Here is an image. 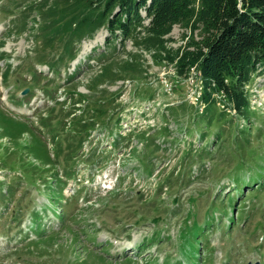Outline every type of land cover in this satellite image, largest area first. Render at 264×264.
I'll return each instance as SVG.
<instances>
[{
	"label": "rangeland",
	"instance_id": "1",
	"mask_svg": "<svg viewBox=\"0 0 264 264\" xmlns=\"http://www.w3.org/2000/svg\"><path fill=\"white\" fill-rule=\"evenodd\" d=\"M94 10L0 0V264H264V68L249 121L202 118L200 81Z\"/></svg>",
	"mask_w": 264,
	"mask_h": 264
},
{
	"label": "trees",
	"instance_id": "2",
	"mask_svg": "<svg viewBox=\"0 0 264 264\" xmlns=\"http://www.w3.org/2000/svg\"><path fill=\"white\" fill-rule=\"evenodd\" d=\"M81 3H89L95 12L82 16L80 29L107 20L113 40L133 39L135 45L152 52L155 62L173 66L181 79L195 70L203 86L200 102L204 107L197 111L202 118L219 101L250 120L247 87L264 68V0H78ZM176 25L190 33L184 34L185 44L173 48L168 46V35ZM131 59L126 61L127 69L143 73L139 58ZM106 72L118 77L113 67ZM104 74L102 71L101 76ZM2 154L1 150L0 158ZM51 161L49 158L44 164Z\"/></svg>",
	"mask_w": 264,
	"mask_h": 264
},
{
	"label": "built area",
	"instance_id": "3",
	"mask_svg": "<svg viewBox=\"0 0 264 264\" xmlns=\"http://www.w3.org/2000/svg\"><path fill=\"white\" fill-rule=\"evenodd\" d=\"M194 78H197L200 81V84H201V79L199 78V75H198V73L195 70L190 74V76L187 79H190V80H192V82H194ZM200 87H201V89H200L199 95L196 98L195 103L202 110L203 107H204V105H202V103L200 102L201 101L200 100V97L202 96V93H203V86H202V84L200 85Z\"/></svg>",
	"mask_w": 264,
	"mask_h": 264
},
{
	"label": "water",
	"instance_id": "4",
	"mask_svg": "<svg viewBox=\"0 0 264 264\" xmlns=\"http://www.w3.org/2000/svg\"><path fill=\"white\" fill-rule=\"evenodd\" d=\"M26 92H27V90L24 91V93H26ZM249 264H251V263H249Z\"/></svg>",
	"mask_w": 264,
	"mask_h": 264
}]
</instances>
